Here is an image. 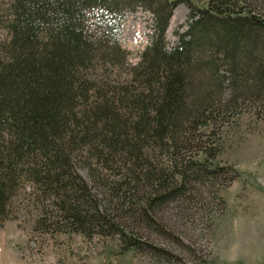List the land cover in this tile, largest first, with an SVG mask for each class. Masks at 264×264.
Returning a JSON list of instances; mask_svg holds the SVG:
<instances>
[{"label": "trees", "instance_id": "trees-1", "mask_svg": "<svg viewBox=\"0 0 264 264\" xmlns=\"http://www.w3.org/2000/svg\"><path fill=\"white\" fill-rule=\"evenodd\" d=\"M251 1L8 0L0 8V221L18 218L24 198L36 231L170 255L135 225L165 231L156 217L165 203L189 200L227 173L216 146L198 148L217 114L247 101L264 112V15L247 8ZM182 2L188 28L169 46ZM139 8L153 15L151 43L110 80L105 70L125 52L107 38L104 15ZM195 148L202 157H189Z\"/></svg>", "mask_w": 264, "mask_h": 264}, {"label": "rangeland", "instance_id": "rangeland-1", "mask_svg": "<svg viewBox=\"0 0 264 264\" xmlns=\"http://www.w3.org/2000/svg\"><path fill=\"white\" fill-rule=\"evenodd\" d=\"M7 3L0 0V8ZM246 6L264 15L262 0ZM190 12L185 2L174 9L166 33L169 46L177 43L178 31L187 30ZM104 19L113 28L107 38L117 37L125 52L118 57L119 65L105 70L110 80L118 81L151 43L153 15L139 8L124 18L105 13ZM0 32L7 37L5 30ZM232 107L217 114L218 121L205 129L206 142L198 147L216 146L214 159L227 173L199 185L200 192L189 200L165 203L156 213L165 231L134 224L144 239L170 255L134 248L121 251L111 237L36 231V212L20 198L19 217L0 221V264H264V112L248 101ZM198 148L187 152L189 157H202ZM80 166L81 174L93 184L87 169ZM94 190L105 197L103 186L96 184Z\"/></svg>", "mask_w": 264, "mask_h": 264}]
</instances>
